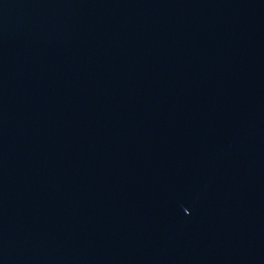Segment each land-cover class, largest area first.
<instances>
[{
	"label": "water",
	"instance_id": "1",
	"mask_svg": "<svg viewBox=\"0 0 264 264\" xmlns=\"http://www.w3.org/2000/svg\"><path fill=\"white\" fill-rule=\"evenodd\" d=\"M0 264H264V0H0Z\"/></svg>",
	"mask_w": 264,
	"mask_h": 264
}]
</instances>
